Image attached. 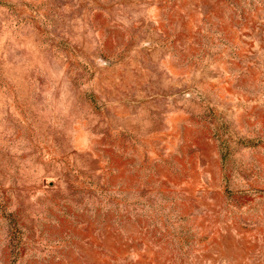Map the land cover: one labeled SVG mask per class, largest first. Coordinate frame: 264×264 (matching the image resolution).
I'll list each match as a JSON object with an SVG mask.
<instances>
[{
  "label": "rangeland",
  "instance_id": "obj_1",
  "mask_svg": "<svg viewBox=\"0 0 264 264\" xmlns=\"http://www.w3.org/2000/svg\"><path fill=\"white\" fill-rule=\"evenodd\" d=\"M0 264H264V0H0Z\"/></svg>",
  "mask_w": 264,
  "mask_h": 264
}]
</instances>
